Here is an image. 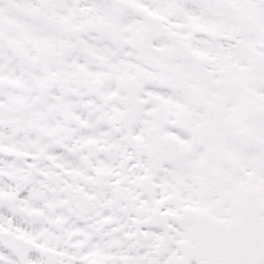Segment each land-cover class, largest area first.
Segmentation results:
<instances>
[{"label":"snow or ice","instance_id":"1","mask_svg":"<svg viewBox=\"0 0 264 264\" xmlns=\"http://www.w3.org/2000/svg\"><path fill=\"white\" fill-rule=\"evenodd\" d=\"M0 264H264V0H0Z\"/></svg>","mask_w":264,"mask_h":264}]
</instances>
